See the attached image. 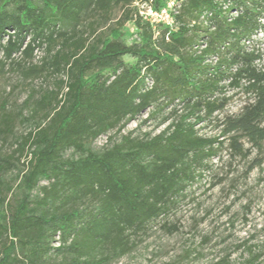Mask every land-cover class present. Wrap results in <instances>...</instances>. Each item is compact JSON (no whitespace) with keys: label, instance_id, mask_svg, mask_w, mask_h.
<instances>
[{"label":"trees","instance_id":"trees-1","mask_svg":"<svg viewBox=\"0 0 264 264\" xmlns=\"http://www.w3.org/2000/svg\"><path fill=\"white\" fill-rule=\"evenodd\" d=\"M136 2L168 8L171 23L145 20ZM119 6L110 37L90 41L78 31L84 15ZM263 20L264 0H0L2 69L15 66L27 80L65 76L34 101L35 129L0 156V264H111L202 178L221 138L234 155L249 153L243 139L260 150L264 47L254 36ZM127 22L140 36L130 45L122 41ZM43 48L47 57L32 64ZM235 90L252 101L218 119ZM5 110L0 134L7 137L16 118ZM150 110V119L167 124L158 134L110 136L101 151L91 148ZM211 120L219 136L200 135L198 126ZM23 157L20 195L7 202L14 187L2 175Z\"/></svg>","mask_w":264,"mask_h":264},{"label":"rangeland","instance_id":"rangeland-1","mask_svg":"<svg viewBox=\"0 0 264 264\" xmlns=\"http://www.w3.org/2000/svg\"><path fill=\"white\" fill-rule=\"evenodd\" d=\"M134 4L133 7L138 9L145 5ZM123 10L119 6L109 15L90 12L82 17L78 31L88 36L90 41L110 37L111 29L121 18ZM123 32L122 41L127 45L139 41L133 22H127ZM260 40L263 47L264 38ZM46 57V48L39 49L30 62L41 65ZM2 58L0 53V60ZM17 61H22V58ZM123 61L131 64L135 59L125 56ZM60 78L65 76L45 73L27 80L15 66L8 65L5 69L0 66V107L6 105L4 112L16 118L13 134L7 137L0 134V156L12 154L22 138L35 129L38 118L32 117L34 101L46 90L55 89ZM229 95L232 99L226 110L217 116L218 119L239 114L243 106L252 101L250 96L238 90L230 91ZM150 113L151 110L126 123L121 134L113 130L101 136L90 144L91 148L101 151L110 136L118 141L121 135L130 132L138 137L158 134L167 124L159 126L161 118L150 119ZM198 129L204 137L219 136L220 133L216 120L204 122ZM221 140L224 141L223 148L209 162L210 168L202 178L177 200L169 215L153 222L146 233L137 237V245L129 254L111 264H264V142L259 150L245 139L241 140L245 151H249L247 156H241L232 154L228 137ZM72 154L70 151L67 156ZM24 161V157L20 163L14 159L15 167L2 175L14 187L7 202L12 203L14 197L20 195L16 187L21 181L19 172ZM256 164L260 166L252 168ZM1 209L0 214L6 211L5 207ZM164 224L175 225L179 229L169 234ZM55 245H59L57 241Z\"/></svg>","mask_w":264,"mask_h":264},{"label":"built area","instance_id":"built-area-1","mask_svg":"<svg viewBox=\"0 0 264 264\" xmlns=\"http://www.w3.org/2000/svg\"><path fill=\"white\" fill-rule=\"evenodd\" d=\"M145 5L141 6L139 8V11L141 13V16L147 20L150 21L152 24L165 22L167 24L171 23V18L168 12V8H161L159 10L155 9L150 3H144ZM174 3L170 2L168 4V7H173ZM159 18V19H158ZM264 25V20L262 21ZM255 39L259 40L261 38H264V28L260 30L256 36H254ZM264 47V44H263Z\"/></svg>","mask_w":264,"mask_h":264}]
</instances>
